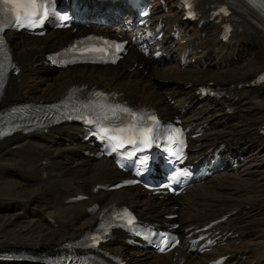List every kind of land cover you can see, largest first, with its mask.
Returning <instances> with one entry per match:
<instances>
[{"label": "bare ground", "instance_id": "bare-ground-1", "mask_svg": "<svg viewBox=\"0 0 264 264\" xmlns=\"http://www.w3.org/2000/svg\"><path fill=\"white\" fill-rule=\"evenodd\" d=\"M214 1L220 0H204L199 20L186 23L181 20L183 13L176 0H164L167 11L159 0H150L151 19H161L164 28L168 27L159 42L163 57L145 58L131 47L115 67L58 69L50 65L46 53L77 35L69 29L48 32L42 38L10 33L18 73L10 76L0 106L25 99L49 100L72 84L96 83L120 92L134 104L154 106L162 116L176 114L186 127L200 126L201 135L190 138L191 155L197 158L212 147L222 146L225 166L217 176L175 198L151 195L137 187L95 192L96 185L124 175L111 159L84 154L94 149L79 140L82 129L78 124L15 134L0 140V252L54 255L68 240L78 238L93 225L101 209L120 202L144 220H164L166 214L177 213V218L169 222H178L179 229L193 226L189 231L228 209L239 208L233 217L214 228L220 239L226 237L225 243L194 256V260L228 255L225 264H264V85L251 84L264 69V8H253L246 0H231L236 27L234 36L225 42L220 24L210 18ZM121 5L90 4L89 11L96 10L88 16L102 9L103 14L113 13L108 16L114 18L113 10ZM202 19L205 22L199 23ZM172 26L178 27L180 36L168 40ZM119 33L126 35L124 30ZM208 81L227 87L226 94L201 98L196 90ZM240 82L249 85L238 87ZM229 158L237 162V167L227 165ZM77 195L84 199L66 202ZM94 204L99 208L92 213L89 209ZM174 207L176 210H172ZM103 250L130 264H178L180 258L192 259L184 250L171 255L132 251L123 234L106 243ZM131 254L137 256L134 263L129 260ZM0 264L51 263L29 259L0 260Z\"/></svg>", "mask_w": 264, "mask_h": 264}, {"label": "snow or ice", "instance_id": "snow-or-ice-1", "mask_svg": "<svg viewBox=\"0 0 264 264\" xmlns=\"http://www.w3.org/2000/svg\"><path fill=\"white\" fill-rule=\"evenodd\" d=\"M7 2V0H6ZM13 2H15V0H13ZM258 6L261 7V8H264V0H259V3H258ZM31 7L33 9V11H31L30 13L28 12L27 8L25 9V15H35V0H32V4H31ZM13 11H16V22H19L20 23V26L21 27H24L25 25L20 22V13L18 10H16L15 8L13 9ZM66 19V17H65ZM3 29L0 28V31H2ZM2 46H3V40H2V37H0V50H2ZM122 111L124 112H129L130 110L129 109H121ZM161 251H163V249H161Z\"/></svg>", "mask_w": 264, "mask_h": 264}, {"label": "rangeland", "instance_id": "rangeland-1", "mask_svg": "<svg viewBox=\"0 0 264 264\" xmlns=\"http://www.w3.org/2000/svg\"><path fill=\"white\" fill-rule=\"evenodd\" d=\"M187 62H188V60H187ZM159 82H161V81H159ZM161 83H162V82H161ZM244 117H245V116H244ZM243 119H244V118H243ZM185 203H186V201H185ZM136 258H137V256L134 255V254H133V255L131 254V255L129 256V260H131V261H130L131 263H132V262L134 263V262L136 261Z\"/></svg>", "mask_w": 264, "mask_h": 264}]
</instances>
